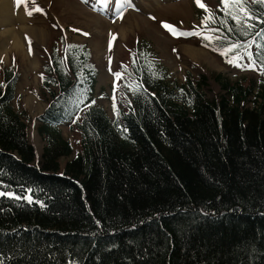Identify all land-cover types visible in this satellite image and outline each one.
<instances>
[{
  "label": "trees",
  "instance_id": "1",
  "mask_svg": "<svg viewBox=\"0 0 264 264\" xmlns=\"http://www.w3.org/2000/svg\"><path fill=\"white\" fill-rule=\"evenodd\" d=\"M250 7L264 18V4ZM212 16L216 23L208 25L220 31L208 33L227 39L203 37L200 45H215L226 64L219 49L264 29L252 21L244 36L231 18L227 27L219 22L222 11ZM61 45L41 78L50 101L37 118L44 141L37 164L27 113L13 106L18 74L2 69L0 181L17 192L18 185L42 190L36 196L47 207L0 198V264H264V78L232 82L217 74L221 93L207 99L204 75L169 83L163 71L150 74L156 63L141 51L124 68L135 78L128 108L112 119L91 104L96 67L89 50ZM251 50L255 55L256 46ZM62 124L78 130V152ZM200 208L216 215L201 217Z\"/></svg>",
  "mask_w": 264,
  "mask_h": 264
},
{
  "label": "rangeland",
  "instance_id": "2",
  "mask_svg": "<svg viewBox=\"0 0 264 264\" xmlns=\"http://www.w3.org/2000/svg\"><path fill=\"white\" fill-rule=\"evenodd\" d=\"M201 2L206 8L198 6L197 0H132L133 6L125 5L124 9L116 0H111L107 7L100 0H35L34 3L29 0L20 5L16 0L2 5L0 1V8L3 6L5 12L0 10V81L3 68L18 74L13 106L27 113V136L35 149V164L44 145L36 129L37 118L50 101V96L42 90L41 78L51 52H61V40L66 44L84 45L89 50L96 67L93 99L112 119L117 112L120 115L127 110L130 86L135 83V78L122 65L130 68L132 55L138 59L141 51L148 53L149 61L156 63L150 74L155 70L163 71L169 83L181 84L189 76L197 79L204 75L206 83L201 92L207 99L221 93L215 79L217 74L232 82H248L250 78L261 81L264 72L251 68L241 70L223 63L215 45L212 51L200 45L205 35H211L208 29L212 27L203 25L205 16L209 12L215 15L220 10L219 0ZM30 11L32 15H28ZM165 24L172 27L166 28ZM192 32L201 34L191 35ZM188 46L202 48L210 56L209 60L183 57L179 49ZM116 72L122 73L119 79ZM114 103L117 111H114ZM59 128L78 152L80 139L76 127L62 124ZM66 160H60V172Z\"/></svg>",
  "mask_w": 264,
  "mask_h": 264
},
{
  "label": "snow or ice",
  "instance_id": "3",
  "mask_svg": "<svg viewBox=\"0 0 264 264\" xmlns=\"http://www.w3.org/2000/svg\"><path fill=\"white\" fill-rule=\"evenodd\" d=\"M31 2H35V0H31ZM100 2L107 7L111 0H100ZM117 4L120 6L121 9H124L125 5L131 7L132 0H116ZM17 5H20L21 3L27 4L29 3V0H16ZM221 3L223 5V8L220 9L224 13V16L220 19V23L224 26H228V18H231V20L237 25L238 30L241 31L242 35L248 36L250 35L251 29L255 27V25L252 23V21H258L260 24H264V18H261L259 15L255 13V10L250 7L253 3H262L264 4V0H221ZM198 6L201 8H206V5H204L201 0H197ZM37 11H42V9H37ZM28 15H32V12H28ZM122 18V16H121ZM211 21L213 24L216 23V19L212 16L211 12L204 18L203 25L205 28L208 27V23ZM166 28H171L172 26L165 24ZM229 31H232V29L229 27ZM209 32H219V28H211L208 29ZM175 34V33H174ZM183 34V33H181ZM191 35H199L201 33L192 32ZM85 35H88L85 33ZM255 37H261L264 38V29H261L260 31H257L255 33ZM255 37L252 40H249L247 42H232L228 41V44L226 47L219 49L220 54L226 57V62L229 64H233L236 67L240 68H251L255 69L257 67V62L259 61L260 71L264 72V39H261L259 43H257ZM214 38L225 40V38L221 37H213L210 35H205V39L212 40ZM115 39V37H113ZM253 45L256 46L257 52L255 55L252 52ZM73 47H80L78 45H69V48ZM235 52V55H229V53ZM245 57H247V63H244ZM63 61H61L62 63ZM135 59H133V63H135ZM148 67L151 69L154 67L153 64L149 63ZM122 68H126V66L122 65ZM121 72H116L115 76L117 79L121 77ZM2 86V85H0ZM131 87V86H130ZM133 91L139 92L142 90V85L137 84L135 89H132ZM85 92L87 90H84ZM183 93V90H181ZM87 97L84 96L82 98L78 97L75 101L77 112L80 111V105L84 103V100H86ZM115 101V96L113 97ZM129 103H131L129 101ZM189 103L191 101L189 100ZM91 104H95V101L93 100ZM91 104H85V107H91ZM114 111L116 110V105L114 103ZM117 116H119V113L117 112ZM76 119H79V116L76 115L75 119L72 120L73 123L76 122ZM122 132L127 133L126 128L121 129ZM17 188L19 191L15 188H12L10 185H4L2 181H0V198H7L10 200H13L17 203L26 204L28 206L31 205H38L41 208H46L47 204L44 200L40 199L36 196V193L38 191H42L40 189L33 188L31 186L25 187L23 185H18ZM230 211L233 212H240L241 210L239 208L237 209H231ZM197 214L204 218L213 217L216 214L214 212H207L203 208H200L197 210ZM167 215V214H165ZM221 216L225 215L224 213L220 214ZM160 214H156V218L159 219ZM151 219V218H149ZM145 223V221H141V224ZM96 224L98 227H100V221H96ZM133 228H135V225H133ZM93 235H96V233H93ZM171 243V240H170ZM115 243L113 242L110 247H115Z\"/></svg>",
  "mask_w": 264,
  "mask_h": 264
},
{
  "label": "bare ground",
  "instance_id": "4",
  "mask_svg": "<svg viewBox=\"0 0 264 264\" xmlns=\"http://www.w3.org/2000/svg\"><path fill=\"white\" fill-rule=\"evenodd\" d=\"M1 1V5H2V3H4L5 4V2H9L10 0H0ZM7 5V4H6ZM7 9V8H6ZM22 9V8H21ZM0 10L2 11V12H4V9H3V6L0 8ZM8 10V9H7ZM7 12V11H6ZM21 12H23L22 10H21ZM5 13V12H4ZM5 16V15H4ZM0 19H2V18H0ZM4 20H5V18H4ZM35 32V35H36V32H37V30L36 31H34ZM37 37H38V35H37ZM39 38V37H38ZM16 47H18V45L16 46ZM180 50V52H181V54H182V56L183 57H190V58H192V59H194V60H199V61H201V60H203V61H208L209 60V58H210V56L208 55V53L206 52V51H203V49L202 48H200V49H197V48H193V47H182L181 49H179Z\"/></svg>",
  "mask_w": 264,
  "mask_h": 264
},
{
  "label": "crops",
  "instance_id": "5",
  "mask_svg": "<svg viewBox=\"0 0 264 264\" xmlns=\"http://www.w3.org/2000/svg\"><path fill=\"white\" fill-rule=\"evenodd\" d=\"M39 123V122H38Z\"/></svg>",
  "mask_w": 264,
  "mask_h": 264
}]
</instances>
